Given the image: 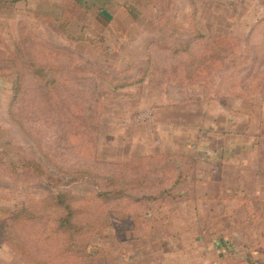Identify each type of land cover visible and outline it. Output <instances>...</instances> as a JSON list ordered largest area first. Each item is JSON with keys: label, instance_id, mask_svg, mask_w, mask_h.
Returning <instances> with one entry per match:
<instances>
[{"label": "rangeland", "instance_id": "rangeland-1", "mask_svg": "<svg viewBox=\"0 0 264 264\" xmlns=\"http://www.w3.org/2000/svg\"><path fill=\"white\" fill-rule=\"evenodd\" d=\"M114 1L116 13L100 28L73 0H63L58 15L0 0V207L67 197L79 227L72 233H52L57 217L68 215L63 207L30 208L44 210L37 228L48 236L40 257L49 264H264V204L222 224L230 228L222 257L203 254L191 239H165L172 224L163 215L181 202L154 207L152 216L136 205L153 184L185 173L190 196L199 181L195 142L157 144L154 153L146 151L155 145L136 144V132L155 135L157 118L176 128L215 108L237 120L238 134L260 138L244 164L264 170V0ZM65 8L71 22L63 33L54 21L64 20ZM32 62L46 67L53 87ZM24 162L45 177L11 171ZM0 264H25L1 238Z\"/></svg>", "mask_w": 264, "mask_h": 264}, {"label": "crops", "instance_id": "crops-1", "mask_svg": "<svg viewBox=\"0 0 264 264\" xmlns=\"http://www.w3.org/2000/svg\"><path fill=\"white\" fill-rule=\"evenodd\" d=\"M10 1L12 5H21L27 13L58 15L62 12L63 0ZM73 1L84 6V14L90 16L88 22L91 23L92 16H95V23L100 28H105L116 13L114 0ZM88 27L82 26L81 29L89 30ZM199 114L195 123L190 124L184 117L176 128L163 126L165 123L157 118V123L162 124L156 129L155 135L143 136L141 132H136V144L142 141L155 145V149L151 147L146 151L148 153L157 152V144L181 148L188 147L191 142L197 144L200 150L197 152L200 160L197 174L199 181L191 186L194 187V193L185 197L178 205V210L170 211L168 208L163 215H167L165 222L172 224L168 227L171 232L166 233L165 239L173 242L191 239L192 245L203 247V254L211 257L214 253L216 257H222L230 249L226 244L227 231L224 230L230 228L222 224L236 222L238 215L244 212L243 207L255 208L264 204V181L261 179L264 170L244 164L247 153L259 149L260 138H245V130L238 134L237 120L217 114L215 108H202ZM193 129L195 135L190 133Z\"/></svg>", "mask_w": 264, "mask_h": 264}, {"label": "trees", "instance_id": "trees-1", "mask_svg": "<svg viewBox=\"0 0 264 264\" xmlns=\"http://www.w3.org/2000/svg\"><path fill=\"white\" fill-rule=\"evenodd\" d=\"M74 5H79L77 1H73ZM67 12H70L69 8L64 9V20H56L54 21L57 23L58 28L65 33L66 27L70 24L71 20L68 16H66ZM49 20H54L53 18H49ZM75 40H80L78 38H73ZM53 50V49H47ZM34 61V60H33ZM32 68H38L34 70L39 78L45 86L53 87L56 80L47 78L45 75V68L44 66H40L39 62H32L29 64ZM42 67V68H41ZM41 68V69H39ZM23 92V79L21 77L17 78L15 81L14 86V98L13 102L19 100L22 96ZM11 171H32L36 173L38 176L45 177L44 170L37 165L36 163L31 162H24L18 164H10L9 165ZM188 176L184 173L180 177V179L173 183H163L152 185L150 189L152 192L149 194H142V196L136 198V205L145 207L148 212H143L141 214L144 215L149 213V216H152L151 213L154 207H159L161 205H166L167 202H171L174 205L179 204L182 202L185 197H188L184 192L187 190L188 186ZM54 188V185H52ZM27 204H22V206H15V209L3 208L0 207V238L5 242V244L15 251L18 255H20L24 260L25 264H49L44 261L41 256V253L44 251V246L46 245V240L48 236L45 235V228H41L40 230L37 228L40 223L43 221L45 225V218L43 216L44 210L41 211H33L30 208L33 207H40L44 208L45 206H52L53 208H61L63 207L65 210L68 211V215L65 217L56 219V228L53 224L52 233L59 235V230L64 228L68 233L75 232L79 229L78 226H75L72 222L71 216V203L67 199L66 196H62L58 194L56 196H52L48 199H41L36 200L31 204V206H25ZM148 217V216H145ZM53 223V221H52ZM28 224H32L35 228L28 229L27 232L24 229L27 227ZM35 229V230H34ZM38 229V231H37ZM37 231V234H36ZM25 234H22L24 233ZM49 240V239H48ZM50 242V241H49Z\"/></svg>", "mask_w": 264, "mask_h": 264}, {"label": "built area", "instance_id": "built-area-1", "mask_svg": "<svg viewBox=\"0 0 264 264\" xmlns=\"http://www.w3.org/2000/svg\"><path fill=\"white\" fill-rule=\"evenodd\" d=\"M205 264H223L221 260H212V261H209V262H206Z\"/></svg>", "mask_w": 264, "mask_h": 264}]
</instances>
